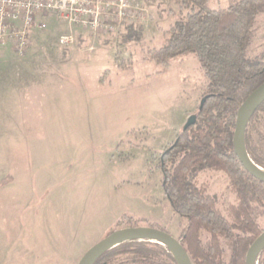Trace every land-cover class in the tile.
<instances>
[{
	"label": "rangeland",
	"instance_id": "374dc122",
	"mask_svg": "<svg viewBox=\"0 0 264 264\" xmlns=\"http://www.w3.org/2000/svg\"><path fill=\"white\" fill-rule=\"evenodd\" d=\"M145 5V23L130 24L142 29L138 41L123 39L127 24L112 35L76 30L74 45L61 46L58 36L68 27L49 15L23 56L0 47V264H77L88 248L125 227H155L180 239L185 220L164 194L160 162L188 116L198 115L206 80L193 54L171 59L164 70L149 59L164 45L178 5ZM246 57L264 60V11L255 17ZM244 140L264 169V105L245 125ZM179 157L164 168L172 170ZM189 179L229 217L237 200L224 171L196 168ZM262 198L263 205L252 204L261 232ZM208 239L202 232V243ZM220 248L228 264L229 240L220 237ZM258 262L264 264V248ZM101 264L172 263L159 251L148 262L127 252Z\"/></svg>",
	"mask_w": 264,
	"mask_h": 264
},
{
	"label": "trees",
	"instance_id": "16d2710c",
	"mask_svg": "<svg viewBox=\"0 0 264 264\" xmlns=\"http://www.w3.org/2000/svg\"><path fill=\"white\" fill-rule=\"evenodd\" d=\"M173 1L178 5L177 19L166 31L164 45L149 51V59L164 70L171 59L193 54L206 80L207 94L195 124L182 130L176 143L162 154V187L174 213L185 220L180 239L193 264H222L220 237L231 246L228 264H245L249 246L261 233L252 204L263 205L264 183L243 168L233 152L232 137L237 108L264 82V60L246 57L264 0H230L226 8L217 9L208 6L209 0ZM141 36L142 29L129 25L123 39L138 41ZM177 154L178 161L168 171L164 168L167 159L175 161ZM252 160L262 167L259 160ZM196 168L224 171L228 176L237 200L228 208V218L204 187L190 181ZM202 232L209 235L207 244L202 243ZM159 251L176 264L166 246L146 239L121 242L103 252L94 264L127 252L137 261L148 262Z\"/></svg>",
	"mask_w": 264,
	"mask_h": 264
},
{
	"label": "built area",
	"instance_id": "2783aa9c",
	"mask_svg": "<svg viewBox=\"0 0 264 264\" xmlns=\"http://www.w3.org/2000/svg\"><path fill=\"white\" fill-rule=\"evenodd\" d=\"M52 15L67 25L58 44L72 46L75 31L117 34L124 25H142L148 19L145 0H0V47L10 46L23 56L30 34L47 27Z\"/></svg>",
	"mask_w": 264,
	"mask_h": 264
},
{
	"label": "water",
	"instance_id": "95a60500",
	"mask_svg": "<svg viewBox=\"0 0 264 264\" xmlns=\"http://www.w3.org/2000/svg\"><path fill=\"white\" fill-rule=\"evenodd\" d=\"M206 96L200 100L198 110H201ZM264 103V82L257 86L240 104L236 111L235 124L232 137V148L235 156L243 168L255 179L264 183V169L249 157L244 140L245 125L257 109ZM197 115L188 116L183 130L196 122ZM131 239H146L155 241L167 247L176 264H193L188 252L180 239L169 232L150 226L125 227L114 230L103 239L92 245L81 256L77 264H94L99 256L106 250ZM264 248V231H262L249 246L245 255V264H257L259 252Z\"/></svg>",
	"mask_w": 264,
	"mask_h": 264
}]
</instances>
